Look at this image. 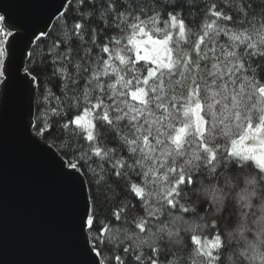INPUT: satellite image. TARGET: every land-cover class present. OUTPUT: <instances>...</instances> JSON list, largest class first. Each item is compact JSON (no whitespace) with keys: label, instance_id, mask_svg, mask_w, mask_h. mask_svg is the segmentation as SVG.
<instances>
[{"label":"snow or ice","instance_id":"snow-or-ice-1","mask_svg":"<svg viewBox=\"0 0 264 264\" xmlns=\"http://www.w3.org/2000/svg\"><path fill=\"white\" fill-rule=\"evenodd\" d=\"M0 6V123L64 193L78 264H264V0Z\"/></svg>","mask_w":264,"mask_h":264},{"label":"water","instance_id":"water-1","mask_svg":"<svg viewBox=\"0 0 264 264\" xmlns=\"http://www.w3.org/2000/svg\"><path fill=\"white\" fill-rule=\"evenodd\" d=\"M52 0H0L15 14L41 17ZM64 193L48 164L26 145L14 113L0 123V264H78Z\"/></svg>","mask_w":264,"mask_h":264}]
</instances>
